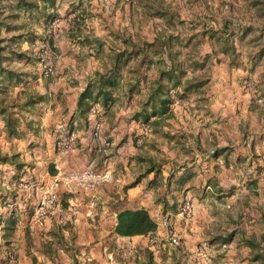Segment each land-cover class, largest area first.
<instances>
[{
    "label": "rangeland",
    "instance_id": "1",
    "mask_svg": "<svg viewBox=\"0 0 264 264\" xmlns=\"http://www.w3.org/2000/svg\"><path fill=\"white\" fill-rule=\"evenodd\" d=\"M160 2L163 3L162 9L180 12L185 19L186 15L195 12L203 15V11L210 7L216 17L211 22L213 27H219L222 24V18L228 17L232 30L231 38L236 50L235 65L229 64L228 56H223L220 53L215 55L211 59L212 62L216 56L221 58V62L213 63L210 69L206 70L205 74L209 75V79H207V83L205 82L203 91L187 95L186 115L183 117L174 115V118L167 119L163 131L153 128L147 139V151L157 156L158 159L168 160L166 163L168 167L166 164L163 167V172L165 171L163 175L168 176L167 174H170L172 169L177 171L170 180L169 189L176 192L174 198L178 201L183 194L190 198L191 213L189 215L180 214V210L177 211V205L171 206L166 212L163 211L162 200L159 197H162L167 190L165 189L166 182L163 181V185L154 187L155 185L148 184V176L138 175V177L140 176L139 185L144 188L137 198L140 200L146 198L145 202H151L149 211L158 222L157 232L148 238L142 236L120 238L115 235L112 232L114 213L118 209L128 207L129 188L131 187L126 186L132 182L130 178L135 177V174L138 173V170L134 169L135 164H129L131 157L128 153L123 156L124 160L128 162L126 168L119 159L113 160L108 157L102 163H97L99 159L96 161V158H92L94 164L89 162L81 168L70 169L80 170L91 166L97 170H110L112 180L99 185L92 192L75 186L70 189H58L57 207H59V212H56L55 208L48 217L36 218L35 210L42 196L43 188L51 189V176L47 174L51 156L57 153L67 154L71 151L61 152L54 148V141L64 133L63 130L70 128L71 120L70 118L68 120L58 119L59 111L56 109L57 105L55 106V103H58V97L55 99L53 94H48L49 81L45 82L41 79L39 81L41 85H38V88L46 90L47 100L37 105L35 113H26V116L38 123L37 134H30L26 139L11 142H7L5 137L1 136V141L7 143L14 150L20 148V153L24 154L23 158L26 157L28 160L26 162H33L30 160L34 159L38 160L37 162H42L41 165L37 163L36 166L35 163L33 167L28 166L29 169L25 168L26 172L23 173L15 172L14 175H8L2 171L0 180L6 181L5 184H14L16 190H12L11 193L7 191L1 195L0 205L2 206L3 201L15 194L18 196L17 201L19 200L20 203L24 201L25 209L22 210V217L31 224L34 222L32 228L28 229L34 244L30 248L42 264H73L70 253L75 254L80 264H139L143 257L141 249L145 245L152 249L153 258L158 264L249 263L247 260L241 259L247 256L246 248L237 246L235 240L228 246H219L216 241L212 242L209 233L216 227L222 229L223 225L229 224L225 209H231L232 204L237 200L246 199L249 201L248 209L250 206L254 207V203L264 201V0H135V3L126 0H58L56 10L59 15H66V17L73 13L71 11L73 9L82 12L84 22H79L80 25L85 29L90 28L99 32L100 36L96 37L115 40V37L110 33L119 28H130L133 23V31L138 28V32L142 35L149 33V38H151V30L160 27L163 20L157 16L143 15L144 13L151 14L158 8ZM68 12L69 14H67ZM41 22L32 20L31 23L37 35L43 32ZM27 45L22 43V47ZM211 52V42L205 39L201 47V54ZM23 63L24 61H21L20 64ZM24 64L26 69L40 76L35 55L28 63ZM147 74L151 78L154 71L150 70ZM191 74L192 72L188 71L187 75ZM214 74L221 77L215 79ZM225 75L230 80L232 76H237L234 80L239 88L237 94L243 95L247 100L239 97L236 108H221L216 111L212 107L217 97L214 89L222 83ZM57 77L55 70V75L50 79L54 80ZM202 80L206 79L202 78ZM51 93L53 92L51 91ZM137 99V94H134L128 103L125 100V108H123L124 104L119 102V106L123 109L118 114L124 120L121 121L124 127H126L124 123H127L126 119L128 118L126 114L131 112L129 110L132 106L137 107ZM246 105H248L247 113ZM115 117L116 115L111 120L103 118V125L105 124L107 128L105 135L110 137H112L110 131L114 127L112 121ZM129 123H131V125H127L129 130L126 128L123 134H119V142L116 144L118 149L128 140L133 144L134 141L139 143L142 140L141 137L137 138L138 125L134 121H129ZM80 125L78 130L86 135L89 134L87 125ZM119 128L121 129V127ZM163 132L176 136L183 135L187 138L190 149L184 151L181 150V147L178 148L184 151L183 157L178 158L182 153L176 155V151L169 148L170 144H174L175 141L173 139L171 143L166 141L167 138L164 137ZM192 134H198L202 148L207 147L208 143L213 140L219 144L218 147L228 146L229 149L226 154L213 158L210 151L214 144L209 151L207 148H205V152L200 151L198 145L191 144L194 142ZM165 142H168L169 145ZM185 156L187 158H184ZM224 156H227L226 160ZM28 171L36 172L38 181L30 187V190H19L22 188L20 183L26 182L29 177ZM58 172H62V169ZM183 173L189 177L183 186H179L176 180ZM212 175L216 176L221 187L217 188V192L204 185ZM159 179L156 183L161 181ZM250 180L256 181V191H252L248 187L251 184ZM193 183L195 185H192ZM185 185L187 187L183 188ZM202 185L205 188H201ZM178 186L180 188H176ZM169 198L172 200V195ZM63 210L65 211L63 212ZM56 213L61 216L56 217ZM249 213H251L250 210ZM58 218L63 232V240L59 239V243L57 236L52 237L47 234L52 221ZM164 220L182 237L183 248L169 247L163 225ZM252 224L246 226L256 229V226ZM251 225L252 227H250ZM25 227L21 228L22 232ZM199 248L206 252L205 257L193 254ZM34 250L37 252L40 250L42 253H36Z\"/></svg>",
    "mask_w": 264,
    "mask_h": 264
},
{
    "label": "trees",
    "instance_id": "2",
    "mask_svg": "<svg viewBox=\"0 0 264 264\" xmlns=\"http://www.w3.org/2000/svg\"><path fill=\"white\" fill-rule=\"evenodd\" d=\"M57 2L58 0H0V174L2 171L4 173L11 172L12 175L15 172L23 173L26 172V165L33 167L35 164L26 162L23 157H20V153L11 147L7 150V143L1 141V136H4L7 142H11L15 139H26L28 135L37 134L38 132V123L26 116V113H35L37 105L47 100L46 92H41L38 85H41V82H39L41 79L46 82L51 77H42L40 67V76L33 74L25 67L24 63H28L34 55L36 56L37 45L34 46L36 40L45 39L47 26L56 17L60 18L57 35L49 39L52 49L57 53L54 40L59 36L61 30L67 26L70 30L80 31L82 26L79 22H84L82 12L76 9L71 10L76 13L71 21H66V15L61 16L56 10ZM162 6L163 3L160 2L158 8L153 10L151 14L144 13L143 15L157 16L163 20L160 27L151 30V38H149V33L142 35L138 32V28L133 31V23L130 28L123 27L110 33L115 37V40L90 35L80 37L81 42L95 44V54H105L107 60L104 62L103 69L95 70L93 76L88 78L85 86L79 92L75 110L70 118V128L63 130L64 133L60 137L62 139L70 132H74L75 145L73 148H75L78 141V129L81 126L80 124H84L89 128V135L94 140H99L100 138H95L92 134L94 116L90 111L91 108L96 107L101 114V137L103 120L105 118L111 120L118 112H122V109L126 107L124 101L126 100L128 103L134 94H137V107L131 108L129 110L131 112L126 114L128 116L126 122L134 121L139 127L137 138H142L139 143L134 141V147L140 148H137L135 159L142 164V167L140 166L142 177L152 175L148 180L149 185L159 187L163 185V181L166 182L165 189L167 190L162 197H159L162 200V210L166 212L168 208L175 205H177V211L180 210L185 194L182 195L179 201L174 198L176 192H172L169 185L173 174H176L177 171L169 169L170 174H167L168 176L163 175L165 172H163V167L168 160L158 159L157 156L147 151L146 144L150 134L145 137L141 136L142 125L148 124L151 133L153 128L162 130L163 126L165 127L166 120L174 118V115L185 116L186 110L182 106L172 108L171 104L176 99H186L189 93L204 90L205 82L207 83V79H209V75L205 74L206 70L210 69L213 63L218 64L221 62V58L217 56L212 62L211 59L215 55L220 53L223 56H228L229 64L235 65L236 50L231 38L232 30L228 17L224 16L222 18V24L219 27H213L211 22L216 17L210 7L203 11V15L195 12L186 15L185 19L180 12H170L162 9ZM32 20H35V22L42 21L43 32L40 35H37L34 27H32ZM63 24H65L64 27ZM205 39L211 42L212 52L202 55L201 47ZM22 43L28 45L22 47ZM106 45L109 49L108 52H105ZM21 61H24V63L20 64ZM150 70L154 71L151 78L147 74ZM188 71L192 72L190 76L187 75ZM202 78L206 80H202ZM119 102L124 104L123 108L119 106ZM76 119L79 121L76 124L77 126L72 125L73 120ZM166 127L169 129L168 126ZM163 134L169 143L172 142V139L175 141L174 144H170L169 148L175 150L176 155L182 153L178 158L183 157V152L190 149L189 142L183 135L176 136L175 134H168V132H163ZM191 137L194 140L191 144L195 143L199 147L198 150L205 152V148L200 147L198 134H192ZM105 139H108L111 145L110 138L106 137ZM168 142L165 143L168 144ZM151 145L155 146L156 144ZM180 147L184 151L179 150ZM54 148L60 150L56 147V140L54 141ZM228 149V146H216L210 153L213 158H216L224 153L226 154ZM60 151L68 152L70 150ZM224 159L226 160L227 156H224ZM68 171L67 169L62 170L63 173ZM56 173H58V170L54 167V164L50 163L48 165L49 176L52 177ZM188 177L186 173L180 174L176 180L177 185L183 186ZM158 179L161 181L156 183ZM139 180L140 176L126 187L135 186ZM37 181L38 178L34 173L29 172L26 182L34 185ZM250 181L251 184L248 187L252 191H256V181ZM205 183L204 185L209 186L212 191L214 189L217 192V188H221L215 175L208 178ZM7 184L9 187L0 192V196L7 191L11 193L12 190H16L14 184ZM204 185L203 188H205ZM179 186L176 188H180ZM58 189L70 188L59 186L57 191ZM19 190H30V188H20ZM171 195L172 200L169 198ZM16 199H18V196L15 194L3 201L2 205L6 216L2 227L6 247L4 258L0 264L6 260L8 251L12 253L14 264H19V246L16 248L12 243L16 237L18 223L23 218L22 210L25 209V204L24 201L20 203ZM6 202H15L16 207L9 208L6 206ZM256 203H254V207L250 206V209H248L249 201L246 199L237 200L232 204L231 209H225L229 224L223 225L222 229L216 227L214 231L212 230L209 233L212 242L216 241L219 246H228L235 240L237 246L246 248L248 250L247 256L241 259L247 260L248 264H264V201ZM58 209L59 207L56 208V212H59ZM249 210L251 213H249ZM55 216L59 217L61 214ZM250 223H253L252 225H255L256 229L248 228L247 226ZM112 226V232L120 238L132 236L148 238L157 232L158 222L144 207L123 208L116 211L115 224ZM24 229V233L22 232L23 241L20 244L22 246L21 250L25 253V257L30 259L31 264H42L30 248L34 244L28 228L25 227ZM61 230L62 226L58 218L52 221L47 234L52 237L57 236V242L59 243V239L63 240ZM180 239L182 240L181 236ZM169 247L176 248L170 245ZM50 250L52 251L51 248ZM35 252L39 253L40 250ZM141 253L143 257L139 264H158L154 260L153 251L149 246L142 247ZM43 254L45 253L43 252ZM70 257L73 264H80L74 253H70Z\"/></svg>",
    "mask_w": 264,
    "mask_h": 264
},
{
    "label": "crops",
    "instance_id": "3",
    "mask_svg": "<svg viewBox=\"0 0 264 264\" xmlns=\"http://www.w3.org/2000/svg\"><path fill=\"white\" fill-rule=\"evenodd\" d=\"M65 24H63V27ZM84 27V26H83ZM81 28L80 31L77 30H70L67 26H65L59 36L54 40V46L57 50V61L55 63V70L58 77L54 80H49V87L47 89L48 94H53L54 98L56 99L58 97V103H55L56 109L59 111L58 119H69L73 115V112L75 110L76 101L78 98L79 92L83 89L85 86L87 80L89 77L93 76L95 70H102L104 67V62L106 59L105 54H95V44L86 43L85 41L81 42L80 37H83L84 35H90V36H100L99 32H96V30H91L90 28L85 29ZM43 30V28H42ZM114 31V30H113ZM109 37V36H108ZM106 51L108 52L109 49H107V45L105 46ZM215 75V74H214ZM224 75V74H220ZM221 76L215 75V79L219 78ZM234 79L232 80V78ZM237 77V76H236ZM235 76H232L231 80L230 78L225 75L223 78V81L220 85L216 86V89H214V93H216V100L214 104H212V107H214V110L218 111L221 108L228 109L229 107L236 108V103L239 99V97L244 98L243 95L237 94L239 93V88L237 86V83L234 81ZM213 80V78H212ZM48 84V83H47ZM41 92L45 93L46 90L43 88H39ZM216 90V92H215ZM51 91L53 93H51ZM213 92V91H212ZM54 99V101H55ZM247 100V99H246ZM245 100V101H246ZM232 101H234V104H232ZM57 102V101H56ZM132 108H135L132 106ZM248 105H246L245 111L247 113L248 111ZM129 110V109H128ZM74 118V117H73ZM60 120V119H59ZM121 121H124L123 118L120 116V114H116V117L112 121V126L114 125L113 129L110 131V137L109 135H105L107 128L106 125H103V133L101 134V137L99 140H94L89 134H85L82 131H78V141L77 145L74 149H72L67 154H61L57 153L56 155H52L50 158V163L54 164V167L57 170H70V169H76L81 168L88 164H94L92 162V158L99 159L98 162H103L104 160H107V158H113V160L119 159L121 161V164H123L124 168L127 167V163L124 160V157L126 154L129 153V157H131L130 165L135 164L134 169L138 170V173H136L135 177L130 178V180H135L138 175H141L142 171V164L138 163L135 159L136 151L140 148H135L133 142L129 141L124 144L123 146L118 147L116 144L119 142V134H123L124 129L127 128V125H131L129 121L127 123H124L126 127H124L121 124ZM75 122V123H74ZM78 120H73V125L78 124ZM121 127V129L119 128ZM123 128V129H122ZM127 130H129L127 128ZM126 130V133H127ZM104 135V136H103ZM110 138L111 145L104 148L102 140L103 138ZM17 141V140H14ZM29 141V140H28ZM152 142V141H151ZM28 143L26 142V145ZM213 148L218 146L219 144L214 142L212 140L211 143H208L207 151L212 147ZM115 145V146H114ZM221 145H223L221 143ZM198 147V146H197ZM6 149L9 150L10 147L8 144H6ZM18 151L20 153V148H18ZM23 153H20V157H23ZM35 157V156H34ZM89 158V159H88ZM184 158H187L186 156ZM26 161L27 158H24ZM38 160L34 159L33 163H37L41 165V162H37ZM31 166V165H30ZM141 166V167H140ZM168 167V165L166 164ZM25 168L28 170V165L25 166ZM134 172V171H133ZM7 173V172H6ZM11 173V172H10ZM10 173H7L8 175H11ZM135 173V172H134ZM48 174V173H47ZM34 175L36 178H38L36 172H34ZM49 176V174H48ZM8 178V177H7ZM135 178V179H134ZM148 178H150V174L148 175ZM129 180V181H130ZM8 181V179H7ZM6 182V181H5ZM5 182H2L0 180V192H3L5 188H8L9 185L5 184ZM138 182L136 186H133L130 189V194L128 195L129 204L126 208H140L144 207L146 209H150V203L151 202H145L146 198L144 200H140V198H137L140 196V193H142V188H144L142 185H139ZM192 185H195L194 183ZM187 187L186 185L183 187ZM209 188V186H207ZM206 187V188H207ZM199 188V187H198ZM203 188V185L201 186ZM140 200V201H139ZM150 212V211H149ZM115 216L116 212L114 213L113 218V225L115 224ZM6 219V216L4 214V207L0 205V262L4 258V250H5V244H4V237L2 231V227L4 224V220ZM32 222V221H31ZM34 223V222H33ZM33 223H29L24 218H21L20 223H18L17 229H16V237L13 240V245L17 248L18 246V252H19V258L18 263L19 264H31L30 259L25 257V253L23 250H21V243L23 239V233L21 231V228L26 226V229L32 228Z\"/></svg>",
    "mask_w": 264,
    "mask_h": 264
},
{
    "label": "built area",
    "instance_id": "4",
    "mask_svg": "<svg viewBox=\"0 0 264 264\" xmlns=\"http://www.w3.org/2000/svg\"><path fill=\"white\" fill-rule=\"evenodd\" d=\"M131 3H135V0H126ZM76 15L75 12L65 17L66 21ZM60 18L56 17L47 26L45 32L46 37L43 40H37L36 45V57L38 65L40 67L41 75L44 78L53 77L55 75V62L57 61V53L52 49L49 39L57 35L59 30ZM182 106L184 109L187 106L186 99H176L171 107ZM91 113L94 116L92 134L95 138H100L101 131V114L96 107L91 108ZM141 136L145 137L150 134V127L148 124H143L141 128ZM104 148L110 146V141L103 138L102 140ZM75 145V134L70 132L66 137H59L56 139V147L62 151L71 150ZM51 189L43 188L42 196L39 199L37 208L35 210V216L38 219H44L49 213L52 212L58 206L57 188L62 186L64 188L78 187L85 191L92 192L99 185L110 182L112 180V172L110 170H97L91 166L85 167L80 170H70L68 172H58L56 175L50 178ZM22 188H30L33 186L27 182L20 183ZM6 206L9 208H15V202H6ZM191 213V201L185 196L182 207L180 208V214L189 215ZM166 220V219H165ZM163 222L166 230V236L170 246L183 248V241L174 228H172L167 221ZM225 246V245H224ZM198 257H205L206 252L202 249H196L193 253ZM192 254V255H193ZM199 259V258H198ZM200 260V259H199ZM2 264H14L13 256L10 251L7 252V258Z\"/></svg>",
    "mask_w": 264,
    "mask_h": 264
}]
</instances>
